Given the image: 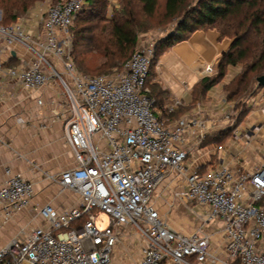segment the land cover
<instances>
[{
	"label": "built area",
	"instance_id": "2783aa9c",
	"mask_svg": "<svg viewBox=\"0 0 264 264\" xmlns=\"http://www.w3.org/2000/svg\"><path fill=\"white\" fill-rule=\"evenodd\" d=\"M111 2V9L118 7L119 0ZM84 4L51 5L37 39L21 25H0L7 49L20 47L32 55L25 67L5 71L0 54V74L33 91L57 78L72 101L68 141L76 166L49 180L78 197L70 207L35 206L41 222H30L0 245V264H121L113 252L126 243L136 251L127 264H264V152L251 171L188 169L185 161L194 145L186 138L197 133L200 144L207 120L192 116L169 124L154 114L147 88L154 43L136 46L120 72L80 73L71 28ZM168 179L175 182L171 198L208 209L189 235L174 231L158 210L156 190ZM35 196L31 181L6 168L0 179L2 222L32 209ZM100 215L106 216L102 228ZM217 221L220 257L210 252L213 235L205 231ZM127 229H134L139 241H120Z\"/></svg>",
	"mask_w": 264,
	"mask_h": 264
},
{
	"label": "crops",
	"instance_id": "0c3cea01",
	"mask_svg": "<svg viewBox=\"0 0 264 264\" xmlns=\"http://www.w3.org/2000/svg\"><path fill=\"white\" fill-rule=\"evenodd\" d=\"M28 33L39 38L43 33L42 23L37 31ZM230 44L231 41L221 38L215 29L197 30L165 49L150 70L147 88L156 101L154 114L160 120L169 124L192 116L207 120L200 144H197V133L190 132L186 138L194 145L185 161L188 169L207 171L227 167L240 173L251 171L261 163L264 87L246 100L249 110L237 125L235 105L226 101L223 86L236 75L238 67H229L226 76L212 87L204 91L197 88L202 79L215 75L221 54ZM0 54L5 71L25 67L32 60L25 49L17 47L10 51L1 41ZM58 81L52 78L49 85L33 91L25 89L18 79L7 73L0 74V179L9 167L23 174L36 190L32 209L15 215L7 223L0 217V245L13 239L20 228L30 222H41L35 206L52 203L64 208L78 201L77 195L62 192L49 180L76 166L68 141L71 106L59 89ZM39 99L42 105L38 104ZM174 185L175 182L168 179L156 190L157 205L164 203L162 196L171 198L170 188ZM221 227V222L217 221L205 230L213 235L210 252L219 257L222 256Z\"/></svg>",
	"mask_w": 264,
	"mask_h": 264
},
{
	"label": "trees",
	"instance_id": "16d2710c",
	"mask_svg": "<svg viewBox=\"0 0 264 264\" xmlns=\"http://www.w3.org/2000/svg\"><path fill=\"white\" fill-rule=\"evenodd\" d=\"M41 1L0 0V9L15 18ZM108 1L85 0L72 25V56L82 74H108L120 69L133 54L139 36L153 27L151 20L159 0H119L110 16ZM164 1V18L178 22L173 32L156 43L150 70L172 44L197 30L215 29L231 44L221 54L215 75L202 79L197 88L204 91L212 87L226 76L229 67H238L236 75L223 86L226 101L235 105L237 125L249 110L246 100L260 89L256 79L264 75V0H198L191 10L185 9L187 0ZM149 94L155 105L150 90Z\"/></svg>",
	"mask_w": 264,
	"mask_h": 264
},
{
	"label": "rangeland",
	"instance_id": "374dc122",
	"mask_svg": "<svg viewBox=\"0 0 264 264\" xmlns=\"http://www.w3.org/2000/svg\"><path fill=\"white\" fill-rule=\"evenodd\" d=\"M61 0H43L33 5L28 12L24 14H19L17 17L13 18L11 14H6L0 9V25H21L23 29L28 33L29 31L35 32L41 28V17L43 16L45 10L49 9L51 5L56 4ZM198 0H187L185 3V9L191 10L197 7ZM119 3V2H118ZM46 5V6H45ZM112 2L108 1L107 6V16H110ZM164 0H159L157 5V11L152 18V29L148 32L141 34L139 36V43L137 46L156 43L166 37L168 34L174 31L176 27L177 20H168L164 18ZM46 10V11H47ZM124 66V65H123ZM123 67L114 71H122ZM61 72V69H58ZM78 70V69H77ZM79 71V70H78ZM95 75L97 73H90ZM57 79V78H56ZM59 80V79H57ZM59 89L64 92L65 98L70 106H72V101L70 100L69 95L66 92V89L62 82L58 81ZM148 86V83H147ZM164 203L160 206L157 205L158 210L162 218L165 220L167 225H169L174 231L182 234L189 235L197 231L200 226L202 219L207 214V207H199L193 203H186L176 198H169L168 196H162ZM101 223L98 224V227L102 228L105 226L106 216L100 215ZM212 224V223H211ZM209 224V225H211ZM208 225H206L205 230L207 231ZM212 231V228L209 229V232ZM137 232L134 229H127L124 231L123 236L120 241H139L137 237ZM136 256V251L134 246L127 244L123 247L115 248L113 252V260H121V264H127L132 261Z\"/></svg>",
	"mask_w": 264,
	"mask_h": 264
},
{
	"label": "water",
	"instance_id": "95a60500",
	"mask_svg": "<svg viewBox=\"0 0 264 264\" xmlns=\"http://www.w3.org/2000/svg\"><path fill=\"white\" fill-rule=\"evenodd\" d=\"M256 82H257V86H258V87L263 88V87H264V75L258 77V78L256 79Z\"/></svg>",
	"mask_w": 264,
	"mask_h": 264
}]
</instances>
